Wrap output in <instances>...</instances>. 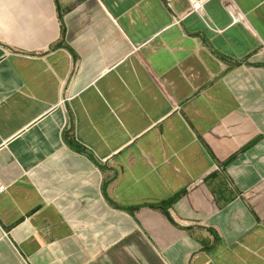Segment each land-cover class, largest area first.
Returning a JSON list of instances; mask_svg holds the SVG:
<instances>
[{
  "label": "crops",
  "instance_id": "0c3cea01",
  "mask_svg": "<svg viewBox=\"0 0 264 264\" xmlns=\"http://www.w3.org/2000/svg\"><path fill=\"white\" fill-rule=\"evenodd\" d=\"M187 6L0 0V264H264V0Z\"/></svg>",
  "mask_w": 264,
  "mask_h": 264
},
{
  "label": "built area",
  "instance_id": "2783aa9c",
  "mask_svg": "<svg viewBox=\"0 0 264 264\" xmlns=\"http://www.w3.org/2000/svg\"><path fill=\"white\" fill-rule=\"evenodd\" d=\"M164 1L169 7H172V2L174 0H164ZM187 1H188L187 8L183 12H178L175 14V19H174L175 23L179 22L184 14H188L192 12L201 13L203 11L204 4L208 0H187ZM227 8L229 9L230 14L234 21L243 20V14H241L235 8V6H233V4H227ZM6 187L7 186L0 180V193H2L6 189ZM3 234L7 236L8 231H3Z\"/></svg>",
  "mask_w": 264,
  "mask_h": 264
}]
</instances>
